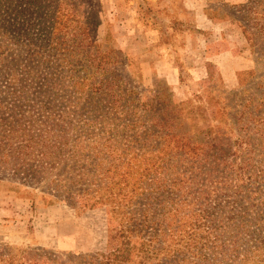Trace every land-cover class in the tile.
I'll return each instance as SVG.
<instances>
[{"label":"trees","instance_id":"16d2710c","mask_svg":"<svg viewBox=\"0 0 264 264\" xmlns=\"http://www.w3.org/2000/svg\"><path fill=\"white\" fill-rule=\"evenodd\" d=\"M22 1L52 10L35 19L42 39L25 38L21 45L27 52L12 57L14 70L5 73L0 66V170L33 185L48 180L47 189L75 206L108 188L103 180L118 175L119 191L130 185V172L112 167L119 143L127 142L131 150L139 146L143 154L160 152L122 195L131 207L124 214L120 247L69 264H264V160L247 159L256 147L238 138L234 150L225 149L222 140L215 141L226 134L213 138L211 127L200 129L210 135L205 142L176 133L180 111L171 117L159 94L141 103L105 68L119 59L115 51L98 52L89 37L44 35L65 25L57 16L61 3L54 8L53 0ZM248 2L256 13L264 9V0ZM7 3L0 0V8L7 10ZM208 109V119L227 126L224 108L209 102ZM193 112V120H207L203 105ZM242 146L247 153L237 162ZM13 263L9 252L0 254V264Z\"/></svg>","mask_w":264,"mask_h":264},{"label":"rangeland","instance_id":"374dc122","mask_svg":"<svg viewBox=\"0 0 264 264\" xmlns=\"http://www.w3.org/2000/svg\"><path fill=\"white\" fill-rule=\"evenodd\" d=\"M53 1L54 8L61 3L57 16L65 25L44 35L94 39L98 52H116L119 59L105 68L136 99L147 102L159 94L174 113L171 117L182 113L176 133L205 142L210 135L199 133L200 129L211 127L213 138L226 134L215 141L222 140L225 149L234 150L232 142L244 139L257 149L247 159L256 164L264 160V148L257 146L264 145V36L260 35L264 9L256 13L248 0ZM7 2V10L0 8V66L5 73L15 68L12 57L27 52L21 45L25 38L33 43L42 39L41 23L35 19L52 10L45 4L35 8L22 0ZM66 17L72 21L64 22ZM83 28H87L84 34ZM209 102L226 110L227 126L208 119ZM197 105H203L206 121L200 116L193 120ZM255 125L261 129L257 134ZM122 143L116 147L112 167L117 173L128 170L131 185L160 152L150 155L151 149L143 154L137 151L139 146L131 150ZM242 149L237 162L246 156ZM111 161L107 159L105 169ZM103 172L101 176L106 175ZM117 176L101 181L108 188L73 206L47 189L48 180L33 185L0 170V254L13 255V264H69L79 256L117 250L124 214L131 207V202H122L130 185L119 191L123 184ZM134 197L141 198L135 192Z\"/></svg>","mask_w":264,"mask_h":264}]
</instances>
